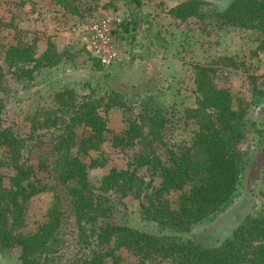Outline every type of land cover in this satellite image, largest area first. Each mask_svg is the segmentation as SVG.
<instances>
[{"label": "rangeland", "instance_id": "1", "mask_svg": "<svg viewBox=\"0 0 264 264\" xmlns=\"http://www.w3.org/2000/svg\"><path fill=\"white\" fill-rule=\"evenodd\" d=\"M190 1L193 0H141L138 13L129 0H84L81 13L72 15L52 0H0V99L4 105L0 125L10 128L24 140L21 162L31 166L36 177L46 179L55 190L61 185L53 177L50 151L58 136L70 131L67 125L71 116L70 110L55 102V93L70 90L77 100L90 97L100 103L98 111L106 119L108 129L106 140L98 150L81 156L86 164L90 158L105 160L102 168L88 171L89 181L95 186L110 169H125L129 159L139 154L148 141H152L155 152L165 160L167 147H175L190 137L189 131L194 126L186 118L184 109L196 105L193 90L196 67L212 68V82L217 87L228 88L246 108L247 133L240 150L251 158L238 181L233 201L224 210L192 226L188 233L159 232L142 210V205H147L146 194L157 187L159 176L142 168L137 171L143 179L141 194L136 196L132 191L126 196L116 191L102 193L109 209L94 226L87 224L79 230L66 211L59 249L48 257L47 264H78L94 252H107L112 244L99 237L105 224L159 232L181 240L192 235L213 245L229 238L247 216L258 217L262 212L264 50L260 48L259 33L217 16L231 0H196L200 3L197 8L204 16L181 20L171 15V10ZM136 15L139 24L133 29L130 20ZM105 16L120 18L127 29L115 35L120 43L121 61L98 67L86 49V38L89 25ZM49 41L54 44L59 59L52 67L42 63L31 70V79L4 60L6 49L16 44H34L35 57L39 58ZM31 66L24 67L30 70ZM144 105H148L149 110L159 106L164 108L159 109L167 117L160 137L154 136L152 125L143 118ZM130 120L143 126L141 137L128 146H112L111 138L122 136ZM71 131L76 139L86 134L87 129L80 125ZM3 153L4 148L0 146V157ZM40 160L44 161L42 166H38ZM5 164L0 171L7 188L8 176L13 170L9 162ZM96 193L101 194L100 191ZM180 194L171 192L166 196L172 207ZM52 195V191H46L29 199L23 232H33L45 221ZM116 253L120 255L116 264L140 263L137 256L124 249ZM143 262L173 264L171 260L159 258ZM0 264H21L18 250L0 251ZM106 264H113L111 257L106 258Z\"/></svg>", "mask_w": 264, "mask_h": 264}, {"label": "trees", "instance_id": "2", "mask_svg": "<svg viewBox=\"0 0 264 264\" xmlns=\"http://www.w3.org/2000/svg\"><path fill=\"white\" fill-rule=\"evenodd\" d=\"M52 1L72 15L80 14L84 3V0ZM129 1L139 13L141 0ZM198 4L193 0L177 6L170 13L181 20L204 16L197 8ZM217 16L240 28L257 31L260 48L264 50V0H231L224 10L217 12ZM130 24L131 28H137V15ZM121 27L122 30L127 29L123 23ZM58 59L59 54L50 41L39 58L35 57L34 44L9 46L4 56L6 64L20 69L19 73L28 79L32 77L31 70L42 63L52 67ZM93 61L95 66H102L94 57ZM30 65V70L24 67ZM213 72L209 67H196L193 78L196 105L184 109L186 118L194 126L187 140H182L175 147H167L165 160L155 152L152 141H148L139 154L129 159L125 169H110L99 179L97 186L89 181L88 171L102 168L104 158H90L86 164L81 156L98 150L106 140L108 129L106 119L98 111L99 101L90 97L77 100L70 90L53 96L58 106L71 111L67 125L70 131L60 134L50 151L53 177L61 185L56 190L54 185L47 184L46 179L37 178L31 166L21 162L24 140L10 128L0 125V146L4 148L0 170L6 162L13 170V174L8 176L7 188L0 171V251L16 248L21 264H47L48 257L59 249L66 211L79 230L82 231L87 224L94 226L109 209L104 193L116 191L126 196L132 191L136 196L141 194L143 179L137 171L142 168L159 176L157 187L146 194L147 205H142L145 218L153 221L159 232L188 233L192 226L224 210L233 201L238 181L251 157L240 150L247 133L246 108L228 88L217 87L212 82ZM147 106L142 108L146 109L142 110L143 118L152 125L154 136L160 137L167 117L159 109L164 108L159 106L149 110ZM3 108L0 99V116ZM127 122L123 135L111 138L112 146H128L141 137L143 126L136 121ZM80 125L87 132L75 139L71 130ZM43 164L42 160L38 162V166ZM46 191H52L53 195L45 221L33 232H23L26 203ZM171 192H181L174 207L166 198ZM261 213L254 218L247 216L229 238L213 245L205 244L192 235L181 240L159 232L148 233L105 224L99 237L112 244L110 249L94 252L78 264H106L107 257L116 264L120 261V255L116 253L119 249L137 256L139 264L151 258L168 259L173 264H264V208Z\"/></svg>", "mask_w": 264, "mask_h": 264}, {"label": "built area", "instance_id": "3", "mask_svg": "<svg viewBox=\"0 0 264 264\" xmlns=\"http://www.w3.org/2000/svg\"><path fill=\"white\" fill-rule=\"evenodd\" d=\"M120 18L105 16L88 27L86 49L100 64L108 67L121 61L120 43L115 37L122 31Z\"/></svg>", "mask_w": 264, "mask_h": 264}]
</instances>
